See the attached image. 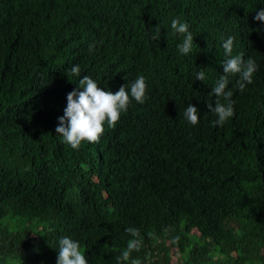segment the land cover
Returning a JSON list of instances; mask_svg holds the SVG:
<instances>
[{"label": "trees", "instance_id": "trees-1", "mask_svg": "<svg viewBox=\"0 0 264 264\" xmlns=\"http://www.w3.org/2000/svg\"><path fill=\"white\" fill-rule=\"evenodd\" d=\"M260 9L264 0H0V264H56L63 236L87 264H117L129 226L142 264H264ZM173 18L190 25L188 54ZM229 36L258 71L242 92L229 77L235 114L213 126ZM84 75L112 92L144 75L147 99L74 150L56 127ZM190 103L195 126L183 117Z\"/></svg>", "mask_w": 264, "mask_h": 264}, {"label": "clouds", "instance_id": "clouds-1", "mask_svg": "<svg viewBox=\"0 0 264 264\" xmlns=\"http://www.w3.org/2000/svg\"><path fill=\"white\" fill-rule=\"evenodd\" d=\"M255 19L264 22V9H260ZM171 28L174 33L182 37L178 50L182 54L192 51L194 36L189 30L190 25L179 18L171 20ZM153 40L160 39L159 25L155 27ZM235 37L229 36L223 42V50L226 59L223 61V74L216 79L211 94L216 97L213 103L207 105L208 109L217 117L213 126H224L234 116L233 91L229 89V77L239 76L236 87L242 92L248 84L253 83L254 74L258 71V65L254 59H245L244 53L233 54ZM90 51L91 46H90ZM70 75L81 77L79 65L70 68ZM126 79V78H125ZM196 79L206 80L203 70L196 73ZM71 80V79H70ZM79 89L67 94V106L64 114L58 118L56 132L62 137L65 144L74 150H79L83 142L99 143L101 134L108 128H115L121 115L128 111L133 100L138 104L145 103L147 99V79L139 75L134 81L122 85L118 91H105L98 82L88 75H84L78 81ZM82 89V90H80ZM223 101V102H222ZM184 119L191 125L199 123L200 110L193 104H188L183 112ZM126 233L131 237L127 241L126 248L115 259L117 264H142L139 258H133V252H139L143 246V237L140 229L129 226ZM153 236L149 233V237ZM58 258L56 264H87V259L79 241L69 236L59 239Z\"/></svg>", "mask_w": 264, "mask_h": 264}, {"label": "bare ground", "instance_id": "bare-ground-1", "mask_svg": "<svg viewBox=\"0 0 264 264\" xmlns=\"http://www.w3.org/2000/svg\"><path fill=\"white\" fill-rule=\"evenodd\" d=\"M52 70V69H51ZM0 96H1V94H0ZM12 127V126H11ZM4 139V138H3ZM2 140V139H1ZM5 148V147H4Z\"/></svg>", "mask_w": 264, "mask_h": 264}]
</instances>
